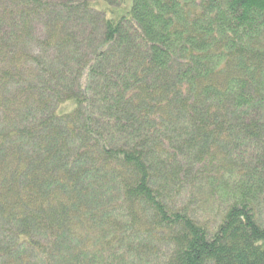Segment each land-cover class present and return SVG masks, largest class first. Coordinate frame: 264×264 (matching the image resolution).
I'll use <instances>...</instances> for the list:
<instances>
[{"label":"trees","instance_id":"16d2710c","mask_svg":"<svg viewBox=\"0 0 264 264\" xmlns=\"http://www.w3.org/2000/svg\"><path fill=\"white\" fill-rule=\"evenodd\" d=\"M95 1L0 0V264H100L89 225L264 264V0ZM196 180L214 230L172 205Z\"/></svg>","mask_w":264,"mask_h":264},{"label":"rangeland","instance_id":"374dc122","mask_svg":"<svg viewBox=\"0 0 264 264\" xmlns=\"http://www.w3.org/2000/svg\"><path fill=\"white\" fill-rule=\"evenodd\" d=\"M132 0H123L119 6H110L105 1L97 0L93 3V8L103 11L105 16L109 19H118L125 15L131 7ZM188 185L187 189L180 193L177 201L174 199V207H181L184 204L188 205L193 216L200 223H206L210 229L214 230L218 220L219 214L224 207L220 202L219 189L222 185H215L210 191L205 182H197ZM231 183V182H230ZM174 194V193H173ZM260 221L264 219V207L259 214ZM118 221V219H117ZM88 230L84 232L89 241V255L92 260L100 261V264H150L155 260V255L151 253L140 252L144 248L143 244L151 243L148 240L137 238L136 234L126 229L122 233L123 240L115 242L113 245L106 247V243L112 237V231L106 225L101 226H87ZM88 259V260H91ZM87 263V261L85 262Z\"/></svg>","mask_w":264,"mask_h":264}]
</instances>
